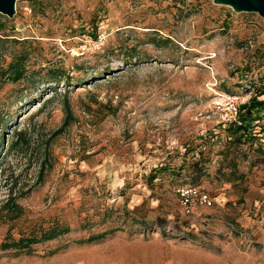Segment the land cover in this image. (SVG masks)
Returning a JSON list of instances; mask_svg holds the SVG:
<instances>
[{
    "label": "rangeland",
    "instance_id": "1",
    "mask_svg": "<svg viewBox=\"0 0 264 264\" xmlns=\"http://www.w3.org/2000/svg\"><path fill=\"white\" fill-rule=\"evenodd\" d=\"M14 11L0 14V264H264V20L212 0ZM188 185L210 208L182 212Z\"/></svg>",
    "mask_w": 264,
    "mask_h": 264
},
{
    "label": "built area",
    "instance_id": "2",
    "mask_svg": "<svg viewBox=\"0 0 264 264\" xmlns=\"http://www.w3.org/2000/svg\"><path fill=\"white\" fill-rule=\"evenodd\" d=\"M227 110L229 122H235L236 109L231 105ZM174 194L183 213H190L195 207L210 208L212 204L209 195L195 186H177L174 188Z\"/></svg>",
    "mask_w": 264,
    "mask_h": 264
},
{
    "label": "water",
    "instance_id": "3",
    "mask_svg": "<svg viewBox=\"0 0 264 264\" xmlns=\"http://www.w3.org/2000/svg\"><path fill=\"white\" fill-rule=\"evenodd\" d=\"M213 4L228 6L232 11L255 13L264 20V0H212ZM15 0H0V14L11 18L14 14Z\"/></svg>",
    "mask_w": 264,
    "mask_h": 264
},
{
    "label": "trees",
    "instance_id": "4",
    "mask_svg": "<svg viewBox=\"0 0 264 264\" xmlns=\"http://www.w3.org/2000/svg\"><path fill=\"white\" fill-rule=\"evenodd\" d=\"M257 105H261V103H257ZM249 118V115L247 114V117L245 116V119L242 120L241 122V127L242 128H245V123L248 122V119ZM237 129L239 130L240 127H237ZM190 186V185H188ZM192 186V185H191ZM141 227H144V224L143 223H138ZM66 230H59V231H56V230H49L47 233L43 234L38 240H35V239H28L25 241L24 245H22V243L24 242V240L22 239H19L16 243L13 244V247L14 248H24V247H27L28 244H31V243H36L38 241H47V240H51L55 237H57L58 235H61L65 232ZM104 235V233H99L97 235H93V236H90L88 237L85 241L86 242H91V241H95V240H99L101 239Z\"/></svg>",
    "mask_w": 264,
    "mask_h": 264
},
{
    "label": "bare ground",
    "instance_id": "5",
    "mask_svg": "<svg viewBox=\"0 0 264 264\" xmlns=\"http://www.w3.org/2000/svg\"><path fill=\"white\" fill-rule=\"evenodd\" d=\"M18 1V0H17Z\"/></svg>",
    "mask_w": 264,
    "mask_h": 264
}]
</instances>
